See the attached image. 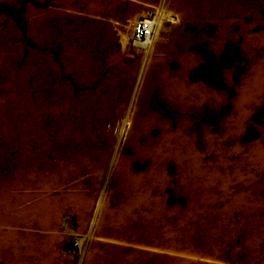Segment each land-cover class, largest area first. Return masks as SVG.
<instances>
[{"label":"rangeland","instance_id":"1","mask_svg":"<svg viewBox=\"0 0 264 264\" xmlns=\"http://www.w3.org/2000/svg\"><path fill=\"white\" fill-rule=\"evenodd\" d=\"M30 25L54 32L48 48ZM47 59L72 121L75 100L109 103L78 170L19 146ZM0 181V264H264V0H0Z\"/></svg>","mask_w":264,"mask_h":264},{"label":"bare ground","instance_id":"2","mask_svg":"<svg viewBox=\"0 0 264 264\" xmlns=\"http://www.w3.org/2000/svg\"><path fill=\"white\" fill-rule=\"evenodd\" d=\"M38 29L41 35L39 38H37L38 43L44 48H48L50 41L53 38L54 32L50 29H47L43 25H30V31L33 32L31 35H34L35 30ZM150 39L148 38L144 43L134 44H138L140 46L143 45L142 47L147 48L148 46H145V44L149 42ZM43 54L45 55V58H48L47 53L44 52ZM7 65L5 67L10 70L11 65ZM53 73V64L50 63L48 59L43 60V64L37 68V76L39 77L38 82L41 84L40 89L37 90L34 95L29 94L30 92H25V94L22 93L23 97L21 100L23 104L22 110L26 138L19 146L23 151V158H30L32 156L38 157L39 155H44L45 153H49L51 151L59 152V154H65L70 159H72L73 164H75V170H78L85 165L84 162H86L87 158L90 157V155H94L95 153V144L88 133L87 126L95 125V120L97 117L102 118L108 114V110L110 108L109 103L106 101V94L100 95L98 93L90 97V100L87 101V104L85 105L81 103L80 99L75 100L73 106L70 109L72 112L80 113L82 117L77 122L72 121V119L67 115L70 111H68L67 107L60 106L61 108H59L55 105V103H57L56 94L51 92L47 93L45 91L47 86L50 85L49 76ZM23 85L24 83L22 84V87ZM148 85L149 82L147 84L146 90H143L142 94L140 95V99L138 100L139 104L142 105L140 109L141 111L148 109L147 106H144L146 96L148 97L151 92V88H149ZM37 88L39 87L37 86ZM140 110L139 108H136L134 115H132V133L130 134L128 140V146L130 143H132L135 129L147 124L145 121L146 118L142 117ZM59 113H64V115L67 116H65L64 119H59ZM8 119H10L9 116ZM50 133H54L56 135L54 144L48 142V134ZM152 140L153 139L151 135H146L145 142L143 144L145 145L144 148L141 147L140 141L134 140V144H130L132 149L136 147L134 158L141 160L142 157L146 156V154L151 155L153 153V145L151 146ZM101 153L102 152H100L99 155H101ZM99 164H101V162H99ZM47 166L48 165L44 164L42 167L47 169ZM18 178H22L21 170L14 174V180H17ZM5 184L6 183L4 181H0V187H6L7 185ZM67 200H62V202H66ZM45 201L46 200H44V202Z\"/></svg>","mask_w":264,"mask_h":264},{"label":"built area","instance_id":"3","mask_svg":"<svg viewBox=\"0 0 264 264\" xmlns=\"http://www.w3.org/2000/svg\"><path fill=\"white\" fill-rule=\"evenodd\" d=\"M152 33V21L148 18L136 20L131 27V41L133 43L145 42Z\"/></svg>","mask_w":264,"mask_h":264}]
</instances>
